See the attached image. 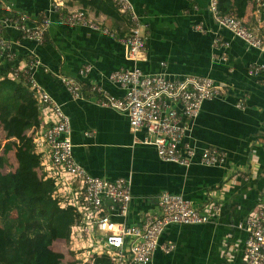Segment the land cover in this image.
<instances>
[{"label":"crops","instance_id":"1","mask_svg":"<svg viewBox=\"0 0 264 264\" xmlns=\"http://www.w3.org/2000/svg\"><path fill=\"white\" fill-rule=\"evenodd\" d=\"M52 1L0 0V15L3 6L8 5H12L13 12L30 18L45 12L50 15L54 24L42 46L21 40L10 29L3 35L13 44L18 62L34 51L50 71L37 70L36 79L70 119L76 163L96 178L114 181L131 177L130 223L137 224L138 214L153 206L162 192L182 194L204 211L217 205V224L168 227L160 244H173L174 248L169 253L157 249L151 264H222L227 248L237 252L235 240L240 239V234L231 227L256 203L264 187V78L247 72L250 64L264 65V56L251 52L243 42L217 27L208 11L209 0H129L146 35V60L138 63L144 73L163 74L169 79L188 75L209 78L229 88L228 96L204 102L193 121L189 139L196 149L194 162L188 167L165 163L153 147L133 143L124 115L100 108L91 100H73L52 74L61 73L80 81L88 99L89 85L101 86L120 97L123 91L111 84L108 76L133 65L125 59L123 46L102 31L58 23L57 15L49 12ZM56 1L61 3L62 13L82 11L117 37L130 30L125 18L105 0ZM263 7L256 0H249L242 20L264 35ZM199 24L203 30L194 31L193 26ZM217 36L229 42L226 52L211 47ZM224 52L226 63L211 60L213 55ZM85 66L90 67V73L81 80L79 72ZM244 94L249 98L240 109L236 104ZM142 137V133L137 135L139 140ZM205 148L225 152V162L215 167L198 164ZM257 156L259 160L255 159ZM235 174L247 177V181L239 177L235 185L230 184L229 178ZM236 256L233 264H237Z\"/></svg>","mask_w":264,"mask_h":264},{"label":"built area","instance_id":"2","mask_svg":"<svg viewBox=\"0 0 264 264\" xmlns=\"http://www.w3.org/2000/svg\"><path fill=\"white\" fill-rule=\"evenodd\" d=\"M107 1L130 26L128 34L121 38L115 32L101 28L82 11L62 13V5L56 0L52 1L49 12L57 15L58 23L100 30L123 46L125 59L133 65L113 71L108 76L109 82L117 85L123 94L117 97L101 86L89 85L87 89L91 97L88 99L82 92L83 84L80 81L61 73L52 74L73 100H91L100 108L124 115L134 144L153 147L158 158L165 163L188 167L196 155V149L189 139L193 121L204 102L228 96L229 88L209 78L188 75L169 79L163 74L144 73L138 66V63L146 60L147 52L140 17L129 0ZM219 1H208V11L217 27L226 30L232 38L241 40L248 49L264 56V35L247 26L234 13L221 14ZM256 2L260 7L264 6L260 0ZM2 10L0 59L12 64L7 78L27 88L35 101L39 124L31 128L27 136L31 138L33 152L39 158L38 174L53 182L52 200L59 209L73 212L74 221L65 243L77 261L95 264L96 260L105 259L109 264H151L157 249L169 253L174 248L173 244H160V238L168 227L217 224L220 218L217 205H210L204 211L182 194L167 192H162L153 206L138 214L137 224L130 223L131 177L114 181L96 178L76 163L70 119L62 105L36 79L37 70L50 71L34 51L18 62L13 44L3 35L10 29L17 32L21 40L42 46L50 26L54 24L50 15L45 12L30 18L24 13L13 12L12 5L3 6ZM193 30L201 32L203 28L199 24L193 26ZM211 44L215 50L222 48L226 52L229 48V42L218 36ZM225 52L213 55L211 60L226 63L228 57ZM247 72L250 76L264 78V65L250 64ZM89 73L90 67H83L79 72L81 80ZM248 98V94L239 97L236 106L243 109ZM140 133L143 137L139 140L137 135ZM225 158V152L205 148L201 151L198 164L221 166ZM239 177L247 181V177L235 174L229 178V183L235 185ZM231 228L240 234V239L235 240L238 242L237 252L227 248L222 264H233L234 255H237V264H264V187L256 203Z\"/></svg>","mask_w":264,"mask_h":264},{"label":"trees","instance_id":"3","mask_svg":"<svg viewBox=\"0 0 264 264\" xmlns=\"http://www.w3.org/2000/svg\"><path fill=\"white\" fill-rule=\"evenodd\" d=\"M95 1L100 2L87 3ZM248 1L220 0L219 11L242 18ZM1 63L0 130L8 141L3 146V158H0V264H61L64 255L54 252L50 246L57 240H68L74 215L69 209H59L51 198L52 180L44 179L37 172L39 158L27 136V132L39 124L36 104L27 88L7 78L12 64ZM12 150L17 166L6 176L1 168L8 163L6 156ZM18 201L21 203L17 204ZM34 208L39 209L41 222H34ZM15 209L18 216L13 229L9 214ZM11 231H14L13 236Z\"/></svg>","mask_w":264,"mask_h":264},{"label":"rangeland","instance_id":"4","mask_svg":"<svg viewBox=\"0 0 264 264\" xmlns=\"http://www.w3.org/2000/svg\"><path fill=\"white\" fill-rule=\"evenodd\" d=\"M7 141H8V139L6 137V134L2 130H0V158H3L2 150H3V146L6 144ZM255 159H258V156ZM6 160L8 161V163H6L2 166L1 173L3 175L9 176L16 169V160H15V156H14V150L10 151L7 154ZM20 203L21 202L18 201L17 204H20ZM34 209H35L34 217H33L34 222H38V221L41 222L42 220H41V214H40L39 209L38 208H34ZM17 216H18V210L17 209L13 210L9 214L10 223H11V226L13 227V229L17 224ZM11 232H12V236H13L14 231H11ZM50 248H51V250H54V252H58V253H61L64 255V259L62 260L61 264H82L80 261H77L75 259V254L69 250V245L67 243H65V241L57 240V241L52 243ZM25 261H27V260H25ZM96 262H98L97 264H108V262L104 259H102V261L96 260ZM96 262H95V264H96Z\"/></svg>","mask_w":264,"mask_h":264}]
</instances>
